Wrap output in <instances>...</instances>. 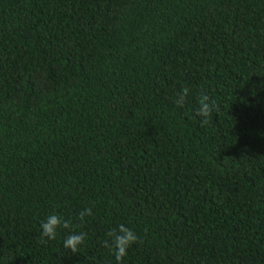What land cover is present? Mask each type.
I'll return each mask as SVG.
<instances>
[{
    "label": "trees",
    "instance_id": "obj_1",
    "mask_svg": "<svg viewBox=\"0 0 264 264\" xmlns=\"http://www.w3.org/2000/svg\"><path fill=\"white\" fill-rule=\"evenodd\" d=\"M0 264H264V0H0Z\"/></svg>",
    "mask_w": 264,
    "mask_h": 264
},
{
    "label": "clouds",
    "instance_id": "obj_2",
    "mask_svg": "<svg viewBox=\"0 0 264 264\" xmlns=\"http://www.w3.org/2000/svg\"><path fill=\"white\" fill-rule=\"evenodd\" d=\"M189 94V88H182L181 92L178 93V98L175 103L183 107L185 100ZM200 107L197 109V114L202 117L201 125H206L209 123V118L212 116L214 108L218 109L215 100H210L207 94H201L199 98ZM92 209L86 208L79 213L78 219L83 222L86 216H91ZM41 243L46 237L48 240H54L58 236V229H72L71 219H64L55 213L49 214L45 221L41 223ZM110 240H105L104 244L108 247L114 254L117 261H122L128 254V249L137 242H142L137 233L131 228L124 224L118 225V227L113 228L107 233ZM87 234L85 232H72L64 238L63 247L69 249L72 253H77L80 247L85 243Z\"/></svg>",
    "mask_w": 264,
    "mask_h": 264
}]
</instances>
